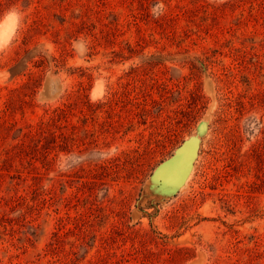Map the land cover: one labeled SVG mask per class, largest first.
Returning a JSON list of instances; mask_svg holds the SVG:
<instances>
[{
    "label": "rangeland",
    "instance_id": "1",
    "mask_svg": "<svg viewBox=\"0 0 264 264\" xmlns=\"http://www.w3.org/2000/svg\"><path fill=\"white\" fill-rule=\"evenodd\" d=\"M0 264H264V0H0Z\"/></svg>",
    "mask_w": 264,
    "mask_h": 264
},
{
    "label": "water",
    "instance_id": "2",
    "mask_svg": "<svg viewBox=\"0 0 264 264\" xmlns=\"http://www.w3.org/2000/svg\"><path fill=\"white\" fill-rule=\"evenodd\" d=\"M202 131V125L198 126L197 132L200 133ZM199 144V137L195 134L191 135L188 139L183 141L181 146H179L176 150V153L168 159L166 162L162 163L154 174V178L161 179V181H172L170 186L171 190H174L178 187L182 181L186 178L190 168L191 161ZM180 164V168L178 172L175 173L173 177L169 179L164 178L161 175V171L169 165H178Z\"/></svg>",
    "mask_w": 264,
    "mask_h": 264
},
{
    "label": "bare ground",
    "instance_id": "3",
    "mask_svg": "<svg viewBox=\"0 0 264 264\" xmlns=\"http://www.w3.org/2000/svg\"><path fill=\"white\" fill-rule=\"evenodd\" d=\"M180 166H181L180 164L175 165V166H173V165H169V166H167L166 168H164V169L161 171V173H162L163 176H164V173L167 172V174H168V178H166V179H169L170 176L173 177V176L175 175V173L178 172ZM162 174H161V175H162ZM164 178H165V177H164Z\"/></svg>",
    "mask_w": 264,
    "mask_h": 264
}]
</instances>
